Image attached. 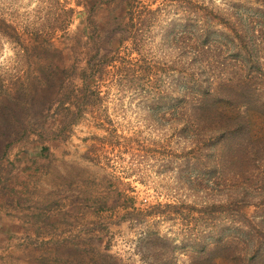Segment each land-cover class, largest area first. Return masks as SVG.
Listing matches in <instances>:
<instances>
[{"label":"rangeland","instance_id":"374dc122","mask_svg":"<svg viewBox=\"0 0 264 264\" xmlns=\"http://www.w3.org/2000/svg\"><path fill=\"white\" fill-rule=\"evenodd\" d=\"M140 2L136 47L117 0H0V264H264V155L240 175L185 105L264 74V0ZM187 17L213 32L190 51Z\"/></svg>","mask_w":264,"mask_h":264},{"label":"trees","instance_id":"16d2710c","mask_svg":"<svg viewBox=\"0 0 264 264\" xmlns=\"http://www.w3.org/2000/svg\"><path fill=\"white\" fill-rule=\"evenodd\" d=\"M117 8H121L125 15L119 24H125L126 20H130V29L125 36H128L130 40L135 42L136 47L142 46V40L146 35L145 32L153 28H157L160 22L157 21V16L163 11L164 6L158 7L155 10L144 5L140 0H117ZM174 0H172L173 2ZM188 0H182L184 4L191 6ZM257 3V0H253ZM116 2V0H114ZM153 3V1H152ZM243 4H237L232 7L234 10H239ZM248 11L252 10L247 8ZM259 12V10H258ZM234 12H232L233 15ZM237 13V12H235ZM181 36L184 39L185 47L190 51L192 42L201 41L207 44L209 37L213 32L212 28L207 27L204 20L200 17L184 19ZM228 27V26H227ZM229 28V27H228ZM163 30V27L161 28ZM174 31V28L172 29ZM230 30V28H229ZM180 31H177L178 35ZM218 33V31H217ZM219 34V33H218ZM187 52V54L189 53ZM199 54V53H198ZM196 57V55H193ZM258 63V62H257ZM252 68L256 71H250V75L238 77L236 80L228 81L227 83H208L207 87L196 93L194 96L186 99L185 105L188 109L196 114L201 115L202 119L208 123H214L219 126L218 131L223 136V142H226L225 149L230 150L229 156L233 165L238 166V172L240 175H253V179H256L261 173L259 164L261 162L262 155H264V137L261 139H254L250 135L248 121L243 117L236 118L228 117L225 115L224 110H239L245 109L247 113L256 111L259 113L264 112V74L252 73L260 72V63L252 65ZM105 69L106 65H102L101 69ZM242 68V67H241ZM88 76L85 75V79ZM86 82V80H85ZM210 124V125H212ZM246 165V166H245ZM239 175V176H240ZM238 176V175H237Z\"/></svg>","mask_w":264,"mask_h":264}]
</instances>
